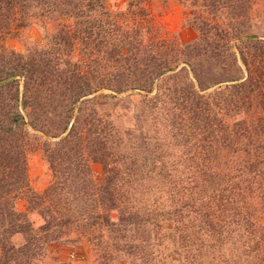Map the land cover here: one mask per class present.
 <instances>
[{
	"label": "trees",
	"instance_id": "trees-1",
	"mask_svg": "<svg viewBox=\"0 0 264 264\" xmlns=\"http://www.w3.org/2000/svg\"><path fill=\"white\" fill-rule=\"evenodd\" d=\"M236 2L242 10L247 0ZM126 3V12L113 14L108 0H0V264H37L52 245L67 243L73 234L93 239L108 229L119 234L113 238L119 244L128 224L138 222L136 214L115 219L108 212L119 208L110 187L119 173L108 152L112 134L95 118V108L128 91L147 93L144 100L152 109L173 102L171 124L182 132V170L166 176L173 180L171 204L144 217L147 222L154 217L160 244L165 247L173 230L175 246L194 248L195 238H206L203 250L210 264H264V39L241 38L233 24L191 13L187 23L198 37L170 41L153 24L149 0ZM60 21L55 31L46 28L45 39L52 43L44 58L3 45L31 24ZM75 54L77 62L66 60L59 69V62ZM219 64L224 67L214 69ZM170 83L169 98L151 96ZM32 131L50 137L68 131L47 155L55 174L65 163L67 183L55 177L42 195L33 191L27 174ZM83 151L109 173L106 184L96 187L89 159L81 163ZM66 187L73 191L66 194ZM107 193L112 203L100 211ZM23 199L24 211L18 208ZM35 213L39 225L31 218Z\"/></svg>",
	"mask_w": 264,
	"mask_h": 264
},
{
	"label": "rangeland",
	"instance_id": "rangeland-1",
	"mask_svg": "<svg viewBox=\"0 0 264 264\" xmlns=\"http://www.w3.org/2000/svg\"><path fill=\"white\" fill-rule=\"evenodd\" d=\"M236 1L238 0H149L147 9L153 24L161 29L160 37L170 41L188 43L198 37L197 30L187 23V19L192 17L191 13H196L201 19L214 20L224 25L231 23V25L233 24L232 27L235 26L234 33L241 35V38L256 34L264 39V0H247L242 10L239 9V4ZM108 8L113 14L116 12L124 13L127 11L126 0H108ZM244 16L249 19L248 24L244 23ZM123 18L125 19L126 15L119 17L120 20L124 21ZM129 18L131 17L129 16ZM241 22L243 26H239ZM58 23L62 24L60 21L44 27L42 24L34 23L22 30L16 27L14 30H19L17 34L7 37L3 45L6 49L22 56L35 54L44 58L47 54L46 51L51 50L49 48L52 43L45 39L46 28L50 32L55 31ZM76 56L75 54L71 58L63 59L64 63L63 61L59 62L61 64L59 69L65 68L63 65L66 60L71 61V63L77 62L78 57ZM203 65L205 69L211 68L207 63H203ZM220 65L214 69L224 67ZM172 86L170 83L168 86L162 87L159 93L155 90L151 96L158 94L163 97L165 95L166 100L167 97L169 98ZM215 89L216 87L205 93L213 92ZM102 93L111 94L110 91H103ZM146 94L138 91L114 94L119 99L109 100L102 106L95 108L96 120H101L103 124L106 123L112 134L108 143V152L112 154L113 158L110 160L114 161L113 166L117 165L119 173L118 181L115 182V185H110L112 195L114 194L115 199L118 200L119 208L108 212L115 219L121 215L127 218L129 214H136L139 216L138 222L128 224L123 235L124 238L119 244L113 241V238L119 234L110 233L108 229L100 232L101 237L96 236V233L93 234V239L84 235L81 237L73 234L67 243L52 245L47 257L38 261L37 264H154L155 257L157 264H170L169 261H173L174 264H210V260L207 259L208 255H204L207 252L203 250L206 238H201V240L195 238L197 243L194 244L196 245L194 248L190 243L186 245L178 243L175 246L171 244L173 232H175L172 230L170 231L171 236L165 238V247H163L160 244L162 243L160 230L155 228V222L152 220L154 217L149 222L144 218L150 211L158 213L167 210L171 204L168 196L171 191L169 184L173 183V180L166 176L169 173L175 175V168L182 170V161L179 156L181 148L179 141L182 132L171 124L174 114L171 113L170 109L173 108V102L170 101L169 104L167 99L165 104L159 103L157 109H152V106L147 105V101L144 100ZM82 112L84 117L88 118L90 115L85 111ZM91 116L94 119V115ZM229 121L231 123V119ZM32 133L35 135L33 138L31 137L34 148L27 157V174L33 191L42 195L52 185L55 177L58 181L59 179L61 181L63 177L62 181L67 183L69 173L63 169L66 167L65 163H60L62 172L55 174L51 169L47 155L57 148L54 143L64 138L68 131L60 137H50L34 131ZM84 138L86 139V136ZM86 141L87 139L83 145L86 144ZM46 142H49L47 147L44 146ZM48 147L51 152L48 151ZM185 147L191 149L190 145ZM83 153L85 155L83 154V157L80 158L81 163L84 165L89 159V166L96 187L106 184L107 177H110L109 173L105 172L102 164L91 163L87 151H83ZM71 154L73 155V152ZM55 157H59V155H55ZM133 170L135 173L131 174ZM69 184L73 183L70 181ZM181 184L185 185L186 182ZM68 189L73 191L69 187ZM68 189L66 187L63 192L69 194ZM108 197L109 193L105 194L104 204H99L100 211L111 205L112 202L108 201ZM18 208L22 211L26 209L24 199L18 201ZM71 208L76 213L79 212L80 205L76 203ZM93 209L94 207L91 210ZM33 214L31 218L39 225L41 218L36 213ZM261 222L264 225V215ZM124 227L122 226L120 229H125ZM120 235L122 236V233ZM124 247L128 251L127 249L124 250ZM166 257L167 259L170 257V259L167 261V259L165 260Z\"/></svg>",
	"mask_w": 264,
	"mask_h": 264
}]
</instances>
